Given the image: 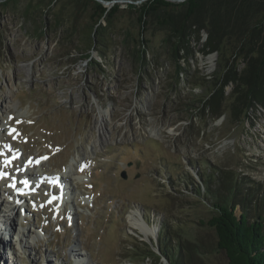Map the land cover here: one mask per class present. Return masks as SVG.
Instances as JSON below:
<instances>
[{
  "label": "rangeland",
  "instance_id": "374dc122",
  "mask_svg": "<svg viewBox=\"0 0 264 264\" xmlns=\"http://www.w3.org/2000/svg\"><path fill=\"white\" fill-rule=\"evenodd\" d=\"M128 2L119 1L121 11L106 26L104 54L83 42L90 9L84 11L80 0L0 6L1 169L12 182L20 170L33 168L71 176L58 202L45 179L25 192L15 214L0 202V219L14 218L11 229L0 230L6 236L0 234V264H72V252L83 256L76 264H174L180 258V264H229L207 225L214 211L204 193L208 175L211 188L224 194L226 187L215 180L219 170H230L240 187L236 201L248 192L241 181L249 178L251 196L263 201L264 105L250 103L232 119L228 84L220 115L196 107L186 114L187 97L201 105L212 88L190 90L186 74L170 88L174 63L163 42L167 33L154 25L143 34L146 64H138L126 42V33L140 39L138 13L126 9ZM206 38L200 31L198 40L191 39L192 53L180 64L209 82L214 74L220 80L227 67L217 50L202 49ZM229 47L221 49L234 63ZM84 53L99 67L81 59ZM99 136L104 141L94 151ZM8 184L4 178L0 194ZM260 208L264 213V202ZM133 209L156 227L155 236L129 225ZM242 211L237 204L234 215Z\"/></svg>",
  "mask_w": 264,
  "mask_h": 264
},
{
  "label": "trees",
  "instance_id": "16d2710c",
  "mask_svg": "<svg viewBox=\"0 0 264 264\" xmlns=\"http://www.w3.org/2000/svg\"><path fill=\"white\" fill-rule=\"evenodd\" d=\"M114 1L112 6H104L98 0H80L84 11L90 9V24L84 30V41L91 49L107 48L104 36L107 25L112 23L113 18L121 11L119 1L128 0H105ZM127 10L136 11L139 26L140 39H135L127 34L126 42L132 50L135 59L140 66L146 64L145 47L147 39L143 34L152 26L164 29L167 33L163 42L167 48L168 58L174 63L173 80L170 88L174 89L180 73L186 74L189 87L209 85L212 93L204 99L201 105L195 104L193 98L187 97L184 102L186 106L184 112L191 108H199L201 113L209 109L211 115L218 116L225 110L224 86L231 82L233 84L229 98L230 117L237 119L243 110L251 103L264 105V0H183L180 2H170L167 0H129ZM141 1L137 7L133 2ZM13 0H0V6L7 7ZM102 20L105 24H102ZM69 31L73 36L77 31ZM200 31L207 33V38L203 42L202 49L206 53L218 51L221 62H225L227 67L224 75L219 80L216 74L209 82L202 75V72L189 73L188 69L182 67L180 60L186 59L192 53L189 47L190 40L199 39ZM39 34L43 31H39ZM262 37V38H261ZM226 45L232 53H236L233 58L234 63H229V59L224 49ZM223 46V50L221 47ZM183 53H180V52ZM104 54V52H103ZM236 57L244 61V65L238 68ZM81 59L87 62L93 61L90 53L82 54ZM95 66L99 67L98 62ZM189 75V78H188ZM171 91V90H170ZM210 91V92H211ZM193 93V92H192ZM215 169V168H213ZM212 174L208 175L205 183V196L207 201H211L214 208L213 214L207 220V225L212 227L217 238V248L222 250L229 264H264V213L260 205L264 202V190H262L261 200H254L251 196V182L249 178H243L241 183L248 185V192L243 193L242 199L235 200L239 184L234 180L230 170H219L215 182L226 189V193H221L218 189H212ZM250 190V191H249ZM198 193H200L198 191ZM255 193V191L253 192ZM252 193V195H253ZM261 193V192H260ZM231 197V200H229ZM251 197L254 201L251 200ZM239 204L242 211L239 217L234 215L235 206ZM261 210V211H260ZM251 211V214H250ZM256 211V213H255ZM251 215V220H250ZM159 250L160 246H158ZM177 253L182 254L181 242L176 245ZM181 248V249H179ZM181 253V254H180ZM165 254V250H163ZM183 259H174V264H180Z\"/></svg>",
  "mask_w": 264,
  "mask_h": 264
},
{
  "label": "bare ground",
  "instance_id": "6f19581e",
  "mask_svg": "<svg viewBox=\"0 0 264 264\" xmlns=\"http://www.w3.org/2000/svg\"><path fill=\"white\" fill-rule=\"evenodd\" d=\"M4 112H5V108L4 107H1V105H0V115L2 117V118L0 117V123H2L3 120H4V117H3V113ZM103 138L104 137H102V138L100 136L98 137V140H96L97 141V144H94V147H93L94 148V151H96V148H97L96 145H101V143L104 141ZM12 155H14V154H12ZM85 157L86 156L80 157V159H83L84 160ZM9 158H10V156H9ZM69 167H70V165H69ZM1 171L4 172L5 170H2L1 167H0V172ZM19 175L20 176L18 177V180L20 179V180L26 181L24 179H27L28 181H30L33 178H35V180L41 178L43 176V173H41L40 171L35 170L33 168L32 170H29V169L28 170L25 169L24 171H21L20 170ZM4 178L5 177H3V176L0 175V184L3 183ZM47 178H48V176L45 178V180ZM53 178H59V183L61 184V182H63V183L68 182L69 179H71V176H70V174H66V175H64V174H54L52 177L48 178L51 181L50 184L53 183V180H52ZM5 180L9 184L7 186L1 188L2 193L0 194V200H1L0 202H1V205H2V203L8 202L9 204L7 205V208L8 207H11V208H9V210H11V212L13 211V213L15 214L19 209H21V206H22V204H21L22 199L21 198H24L23 196H26L25 195V192L21 193V195H20V193H17L16 190L18 189L19 191H21V189H22L23 191H25V189L22 186V184H24V183H21L19 181H16V182L13 183L12 181H10V179H5ZM32 184H31V186H32ZM38 184L41 185V183H39V182H38ZM10 185H12L13 187H11ZM64 188H62L61 191L66 194V192L69 189H68V187L66 188L65 186H64ZM10 219H11V217H9L8 214H7V216H5L2 219V221L0 220L2 222L0 224V230H2V231L5 230L6 231V229L8 227L11 229V227H12L11 226V220L12 219L11 220ZM127 220H128V223H129L130 226H132L136 230L140 231L146 237L148 236V238H149V236H155L156 233H157L156 227L149 226V224L146 223V221L144 220V218L141 216V214L139 213V211L137 209H133V211H131V213L127 216ZM12 222H13V220H12ZM2 234H3V232H2ZM22 234H23V232H22ZM4 235H5V233L2 236H4ZM5 237L6 236H4L3 238H5ZM19 241H20L19 245H21V240H19ZM0 243H1V241H0ZM3 245H5V244L3 243ZM0 251H1V249H0ZM0 255H1V253H0ZM82 258H83V256L80 253H78V252H72L71 253L72 264H76L77 261H81Z\"/></svg>",
  "mask_w": 264,
  "mask_h": 264
},
{
  "label": "water",
  "instance_id": "95a60500",
  "mask_svg": "<svg viewBox=\"0 0 264 264\" xmlns=\"http://www.w3.org/2000/svg\"><path fill=\"white\" fill-rule=\"evenodd\" d=\"M98 1H100L104 6H107V7H109L108 5H111L114 2V1H105V0H98ZM168 1H171V0H168ZM180 1H183V0H178V2H180ZM120 175H121L122 178H126L127 177V174H126V171L125 170H122L121 173H120Z\"/></svg>",
  "mask_w": 264,
  "mask_h": 264
},
{
  "label": "built area",
  "instance_id": "2783aa9c",
  "mask_svg": "<svg viewBox=\"0 0 264 264\" xmlns=\"http://www.w3.org/2000/svg\"><path fill=\"white\" fill-rule=\"evenodd\" d=\"M213 52L215 53L216 51H211V52H208V53H213ZM242 63H243L242 60H238V62L236 61V64H235V65H236L238 68H241V67L244 65V63H243V64H242ZM241 64H242V66H241ZM180 74H183V73H180ZM228 84H229L230 86H232V83H231V82H229ZM228 84H226V85H228ZM226 85H225V86H226ZM225 86H224V87H225ZM189 88H190V90H194L195 87H192V88L189 87ZM211 93H212V91L209 92V93L206 95L205 98H207Z\"/></svg>",
  "mask_w": 264,
  "mask_h": 264
},
{
  "label": "snow or ice",
  "instance_id": "6c2138e0",
  "mask_svg": "<svg viewBox=\"0 0 264 264\" xmlns=\"http://www.w3.org/2000/svg\"><path fill=\"white\" fill-rule=\"evenodd\" d=\"M5 147H8L7 145H5ZM42 159H47V157H42ZM7 162V161H6ZM2 175V174H0ZM21 183L27 184V181H21ZM56 197H53V199H55ZM51 202V201H49Z\"/></svg>",
  "mask_w": 264,
  "mask_h": 264
}]
</instances>
